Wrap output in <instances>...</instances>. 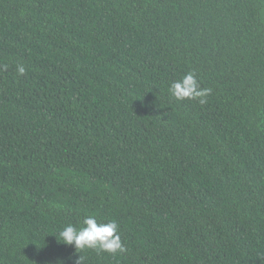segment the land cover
Segmentation results:
<instances>
[{"label":"trees","instance_id":"obj_1","mask_svg":"<svg viewBox=\"0 0 264 264\" xmlns=\"http://www.w3.org/2000/svg\"><path fill=\"white\" fill-rule=\"evenodd\" d=\"M87 216L83 264H264V0H0V264Z\"/></svg>","mask_w":264,"mask_h":264},{"label":"clouds","instance_id":"obj_2","mask_svg":"<svg viewBox=\"0 0 264 264\" xmlns=\"http://www.w3.org/2000/svg\"><path fill=\"white\" fill-rule=\"evenodd\" d=\"M17 72L23 75L25 68L18 66ZM170 92L177 100L198 99L200 103H204L203 98L209 94L210 89L201 88L196 74L187 72L170 85ZM58 235L59 241L74 246L76 252L79 253L75 264H83L84 257L80 255V252L85 250L103 251L110 254L124 251L115 220L104 223L98 221L95 216H87L80 227L68 224L62 227Z\"/></svg>","mask_w":264,"mask_h":264}]
</instances>
